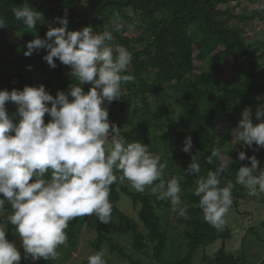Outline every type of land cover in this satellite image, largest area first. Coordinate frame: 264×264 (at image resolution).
<instances>
[{
  "label": "trees",
  "instance_id": "obj_1",
  "mask_svg": "<svg viewBox=\"0 0 264 264\" xmlns=\"http://www.w3.org/2000/svg\"><path fill=\"white\" fill-rule=\"evenodd\" d=\"M235 1L0 0V18L5 20V28L0 29V90L22 91L25 86L43 85L55 97L59 91L67 93L71 85L78 83L71 75L70 66L56 59L57 67L52 69L43 60L48 54L47 49H39L30 57L24 55L27 43L36 38L46 39L50 27H62L56 18H67L69 31H80L87 26L93 28L94 34L111 31L113 40L110 45L114 48L115 44H120L131 53L132 61L125 74L133 75L134 80L122 83L120 99L110 104L105 100L103 107L109 112V123L120 130L124 125L129 126L133 112H141L138 126L146 142L157 146L161 143L166 154L161 162L166 163L165 170L170 175L167 178L163 175L162 179L167 182L173 177L181 178V203L174 211L171 202L159 199L158 194L135 192L128 181L117 182L110 186L111 217L118 220L120 230L127 228L132 233L134 252L146 255L152 249V258L159 264H192L201 250L205 252L218 241L222 242V247L214 257L204 255L207 264H247L245 256L228 253L225 249V244L232 239L227 213L221 230L205 222L199 207L200 198L193 195L199 177L187 173L193 155H198L199 176H206L209 170L215 171L222 161L213 158V163L208 164L207 157L213 147L222 148L227 168L220 175V187L226 186L228 181L235 185L229 209L234 210L243 200H253L246 187L236 184L239 167L251 166L247 159L239 160V153L245 152L247 157L255 155L259 161L258 171L264 169V148L255 144L249 148L243 142L229 147L233 130L239 126L244 110H251L256 125L261 122L256 118V111L264 105V43H249L239 28L231 26L232 21L238 24L257 19L264 21V16L260 17L257 10L252 16L234 14L229 4ZM24 4L42 14L36 28H27L15 18L13 10ZM114 23L125 27L128 33L134 25L139 33L120 35L114 30ZM9 35L17 38L10 45L6 40ZM230 74H234L239 83L233 82ZM82 87L87 93L92 85ZM151 97L152 101L149 100ZM161 99L174 100L179 106L181 119L174 151L167 128H177L178 113L171 107L172 103L164 107ZM17 107L13 102L6 104L14 123L21 119ZM48 107H51L50 103ZM50 119L45 114V124ZM188 136L192 138L193 148L190 153H185L182 149ZM115 174L120 175L119 172ZM122 196L128 197L133 208L139 210L144 230L137 220L120 210ZM182 208L187 210L185 216L179 215ZM6 209L7 214L0 213V223L6 226V238L14 243L18 234L6 219L12 211L11 206L6 204ZM160 210L170 215L173 213L177 237L168 234L166 227L169 223L159 214ZM83 217L68 224L66 233L70 247H74ZM96 231L93 254L107 244L113 254L118 253L130 264H140L130 259L124 246L110 237L108 224L98 218ZM30 258L25 259L23 251L20 264H29ZM106 264L110 262L106 260Z\"/></svg>",
  "mask_w": 264,
  "mask_h": 264
},
{
  "label": "clouds",
  "instance_id": "obj_2",
  "mask_svg": "<svg viewBox=\"0 0 264 264\" xmlns=\"http://www.w3.org/2000/svg\"><path fill=\"white\" fill-rule=\"evenodd\" d=\"M13 14L27 28H36L42 19V14L27 4L16 7ZM56 19L62 27H50L46 39L27 43L24 55L30 57L39 49H47L43 60L52 69L57 67L56 59L70 66L78 83L55 97L43 85L25 86L22 91L0 90V194L6 198L0 199V213L7 202L12 211L6 219L22 241L25 259L31 257L33 261L58 260V249L67 242L68 224L77 217L94 215L108 224L112 213L110 186L114 183L128 181L137 192L150 186L159 199L170 200L174 211L181 203V178L165 182L162 177L166 163H161L160 156L150 152L147 145L120 138L121 130L109 123V112L103 107L105 100L110 104L120 99L122 83L134 80L133 75L125 74L132 61L131 53L123 46L113 49L109 43L113 40L111 31L94 34L91 26L69 31L67 18ZM2 28L5 20L0 18ZM120 29L121 25L114 23V30ZM84 84L92 85L87 93ZM8 102L18 106L19 123L9 116ZM45 114L51 117L47 124ZM255 115L261 121L256 125L251 110H244L232 141L243 142L249 148L253 144L264 148V105ZM192 148L193 141L188 136L182 150L190 153ZM197 158L192 156L187 169L188 174L199 177L193 195L200 198L205 222L221 230L235 186L228 181L220 187V175L227 168L223 149L213 147L207 163L212 164L213 158L222 162L206 176H199ZM246 159L251 166L239 167L236 184L246 187L249 196L259 197L264 194V169L258 171L255 155L247 157L240 152L239 160ZM33 178L34 182H30ZM186 214V209L179 210L180 216ZM6 235L0 227V264H20L21 254ZM104 257L105 250L101 249L87 258L88 264H106Z\"/></svg>",
  "mask_w": 264,
  "mask_h": 264
},
{
  "label": "rangeland",
  "instance_id": "obj_3",
  "mask_svg": "<svg viewBox=\"0 0 264 264\" xmlns=\"http://www.w3.org/2000/svg\"><path fill=\"white\" fill-rule=\"evenodd\" d=\"M82 1L79 2L81 5ZM229 7L236 15H248L252 16L253 11L258 12L260 17L264 16V0H237L234 3L229 4ZM240 25V26H236ZM134 26V25H133ZM131 26L130 33H128L127 29L121 26L119 31L120 35H137L135 30V26ZM231 26L233 28L237 27L240 29L243 37L249 42H259L264 43V21L257 19L256 21H251L246 24H238L237 21H232ZM7 43L10 45L17 41V38L9 35L7 37ZM121 46L120 44H115L114 50L116 47ZM233 82L239 83V79L235 78L234 74H230L229 77ZM152 101V97L149 98ZM161 102L164 107H167L172 103V108H176L177 110V128L172 130L171 127H168L167 131L170 134V144L172 145V150H176V134L178 128L180 126L181 114L179 110V106L176 101L171 99H161ZM132 116L129 118V126L124 125L121 129L120 138L124 139L126 142H140L149 147V151L160 156L161 160L166 156L163 145L160 143L159 146L154 144H148L145 140L144 135L141 133L139 129V118L141 112H133ZM116 117L118 115L117 111L115 112ZM122 114L120 115V117ZM141 121H144L142 119ZM111 139V135L109 137ZM237 143H242L239 141H232L229 143V147L233 148ZM178 160V159H177ZM162 163V162H161ZM165 178L170 175L164 170L163 173ZM46 178H50L46 177ZM35 179V178H34ZM33 181L31 182H34ZM131 187V186H130ZM132 191L137 192L135 189L131 187ZM143 193L152 194L151 187H146ZM0 199H5V197L0 195ZM167 201H170L166 199ZM7 204V202H6ZM6 204L2 215L8 213L6 209ZM119 208L122 212L127 214L128 216L133 217L137 222L141 225V230H144L140 217L139 210H135L132 205V201L126 197L122 196L121 202L119 204ZM159 214L168 220V234L172 237H177L178 232L175 227L176 222L173 220V213L170 215L165 210H160ZM169 214V216H168ZM227 225L232 231V239L225 244V249L228 253H235L237 256H245L247 264H261L264 261V194H261L259 197H253V200H243L240 202V206L238 209L228 210L227 212ZM96 223L97 218L93 216H84L82 218V222L79 226V232L76 237V241L74 247L69 246V242L67 241L65 245L61 246L58 251L60 253L59 259L55 262L51 260H43L40 259L38 261H33L30 258L29 264H86L88 261V257L93 254L94 248L92 243L97 239V231H96ZM0 227H3L5 232L7 233L6 226L0 223ZM108 228L111 232L110 237H112L116 243L124 246L126 253L130 256V259L133 261H137L140 264H159L153 258L152 249L146 254H138L133 250V235L127 229L124 228L120 230L119 222L115 217L110 218V222L108 223ZM253 231V232H252ZM67 234V233H66ZM7 236V235H6ZM17 250L20 252L22 257V252L24 251L22 246V241L19 236L15 237L13 243ZM222 247V242L218 241L213 246L209 247L205 252L202 250L193 258L192 264H207L203 259L204 255H207L209 258H213L215 253ZM105 250V260H108L110 264H130L128 259H123L119 256L118 253L113 254L109 246L105 244L103 248ZM206 253V254H205ZM21 262V261H20Z\"/></svg>",
  "mask_w": 264,
  "mask_h": 264
}]
</instances>
